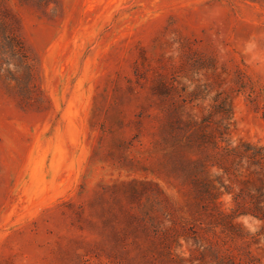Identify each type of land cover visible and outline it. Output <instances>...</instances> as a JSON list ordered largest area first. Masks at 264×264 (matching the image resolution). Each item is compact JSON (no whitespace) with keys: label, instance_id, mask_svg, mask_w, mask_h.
Returning a JSON list of instances; mask_svg holds the SVG:
<instances>
[{"label":"rangeland","instance_id":"rangeland-1","mask_svg":"<svg viewBox=\"0 0 264 264\" xmlns=\"http://www.w3.org/2000/svg\"><path fill=\"white\" fill-rule=\"evenodd\" d=\"M245 146L264 0H0V264H264Z\"/></svg>","mask_w":264,"mask_h":264},{"label":"trees","instance_id":"trees-1","mask_svg":"<svg viewBox=\"0 0 264 264\" xmlns=\"http://www.w3.org/2000/svg\"><path fill=\"white\" fill-rule=\"evenodd\" d=\"M245 148H246V150L241 152L242 156L251 157L253 160L258 161L259 163H260V161L264 162V155L261 154L262 152L258 153L259 151H264V148L260 147V148H258V151H256L257 147H252V149H248V147L245 146ZM249 148H251V147H249ZM240 150H241L240 148H237V149H233L231 151L235 152V153H238V151H240ZM252 150L253 151L255 150V152H252ZM260 192L263 193L262 191H260ZM257 210L259 211V210H261V208L259 207V208H257ZM249 214H251V213H249Z\"/></svg>","mask_w":264,"mask_h":264}]
</instances>
